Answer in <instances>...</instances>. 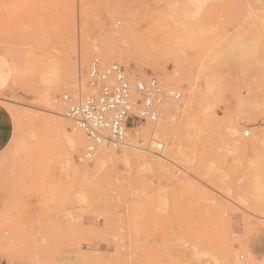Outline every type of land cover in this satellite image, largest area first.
<instances>
[{
	"label": "rangeland",
	"instance_id": "1",
	"mask_svg": "<svg viewBox=\"0 0 264 264\" xmlns=\"http://www.w3.org/2000/svg\"><path fill=\"white\" fill-rule=\"evenodd\" d=\"M95 56L181 93L162 168L144 122L77 162L61 97ZM0 105V264H264V0H0Z\"/></svg>",
	"mask_w": 264,
	"mask_h": 264
},
{
	"label": "built area",
	"instance_id": "2",
	"mask_svg": "<svg viewBox=\"0 0 264 264\" xmlns=\"http://www.w3.org/2000/svg\"><path fill=\"white\" fill-rule=\"evenodd\" d=\"M86 80L90 95L61 97L66 117L84 136L85 148L77 157L79 164L91 162L100 148L119 149L130 126L139 122L156 124L166 103L182 100L180 92L161 86L155 78L143 80L116 63L103 66L96 56L88 63ZM242 137L248 138L249 131ZM154 149L161 153L163 144L156 142Z\"/></svg>",
	"mask_w": 264,
	"mask_h": 264
},
{
	"label": "bare ground",
	"instance_id": "3",
	"mask_svg": "<svg viewBox=\"0 0 264 264\" xmlns=\"http://www.w3.org/2000/svg\"><path fill=\"white\" fill-rule=\"evenodd\" d=\"M124 26L123 28L118 31L117 33H113V34H110L108 39L112 40V41H119V42H123L125 39H127V37L129 36L130 34V31L128 29V21L125 20L124 22ZM84 33V32H83ZM84 35V34H83ZM87 35V34H86ZM82 43V42H80ZM88 46V45H87ZM89 48V46L87 47ZM97 50V48H95ZM87 50V49H86ZM88 53H90V51H87ZM85 52L84 55L87 53ZM122 53L119 52V51H113L112 52V56H117V55H121ZM83 55V56H84ZM106 63H109L112 61L111 58H105L104 59ZM66 63V62H64ZM70 63V62H69ZM74 64V63H73ZM72 64V66H73ZM65 66V65H64ZM70 67V66H69ZM66 69V68H65ZM75 69V67H74ZM73 67L72 69L68 68L69 71L72 70L73 72ZM80 70V69H79ZM70 73V72H69ZM76 74V73H75ZM73 75L72 73L70 74V76ZM68 77V74L65 75V77L67 78H71V77ZM66 78L65 81H68V79ZM74 78L70 79L71 81L69 83L72 82ZM68 82H63L64 85H68L67 84ZM75 84V83H74ZM69 86V85H68ZM73 86V85H72ZM170 87V86H168ZM172 88V87H171ZM58 89V88H57ZM54 95V94H53ZM52 98V97H51ZM54 98V97H53ZM170 103V102H169ZM165 104L162 108V113H161V116L158 120V122L156 124H151L149 122H144L145 123V126L142 127L141 129L139 128H135V129H132V131H135L136 133H141L143 134L144 136H150L152 139H156V140H159L161 141L164 145L167 146V142L168 140L170 141L171 140V136H172V131H173V128H174V120L172 117H174L173 113L174 111L177 112L179 111V108H178V105L173 103V104ZM172 103V102H171ZM59 105V104H58ZM187 106L188 105H184L183 108H181V111L182 113H184L187 109ZM53 109L55 110V114L59 115V116H62L64 117V115L61 114L60 112V109L58 107H55L53 106ZM64 111V110H63ZM165 118L164 121H161L162 118ZM62 119V118H61ZM62 123V122H60ZM128 134V133H127ZM128 136V135H127ZM126 136V137H127ZM83 136L79 133V132H75L74 134H72V136L70 137L69 139V143H70V146H71V150L74 151V150H77L78 147L84 143V140L82 138ZM138 139V138H137ZM136 140L135 139H130V138H126V141L124 143V147L122 148V152H127L125 153L126 156L124 157L125 159L127 158L128 156V152H130L132 149L136 148ZM138 143V142H137ZM155 144V143H154ZM153 149H154V146H153ZM163 151V150H162ZM177 151V144L171 140V148H169L168 151H166V153L164 154H161V155H152L151 159H148V157L150 155H148V157L146 156H141V160H143L144 164L145 165H151V164H159V163H162V162H165V163H169L170 162V159L172 158V156L175 155ZM106 153H108L106 151V148H100L98 150V152L96 153L95 155V159H94V162L97 163L99 161H102L104 160V157H106ZM154 152H155V149H154ZM151 153V152H150ZM157 154V153H156ZM160 154V153H158ZM132 159V158H131ZM164 165V164H163ZM166 165V164H165ZM160 166V164H159ZM161 167V166H160ZM162 168V167H161ZM81 169V168H80ZM83 170V169H81ZM168 170V169H167ZM229 251V250H228Z\"/></svg>",
	"mask_w": 264,
	"mask_h": 264
},
{
	"label": "crops",
	"instance_id": "4",
	"mask_svg": "<svg viewBox=\"0 0 264 264\" xmlns=\"http://www.w3.org/2000/svg\"><path fill=\"white\" fill-rule=\"evenodd\" d=\"M12 134V117L8 110L0 105V153H2L10 143Z\"/></svg>",
	"mask_w": 264,
	"mask_h": 264
}]
</instances>
